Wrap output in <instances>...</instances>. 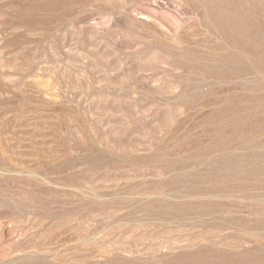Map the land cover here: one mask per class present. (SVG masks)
<instances>
[{
  "label": "rangeland",
  "instance_id": "1",
  "mask_svg": "<svg viewBox=\"0 0 264 264\" xmlns=\"http://www.w3.org/2000/svg\"><path fill=\"white\" fill-rule=\"evenodd\" d=\"M0 264H264V0H0Z\"/></svg>",
  "mask_w": 264,
  "mask_h": 264
}]
</instances>
